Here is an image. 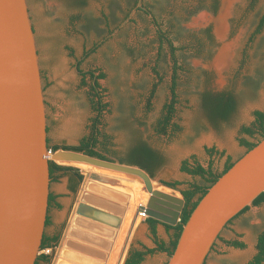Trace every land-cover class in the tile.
<instances>
[{"label":"rangeland","instance_id":"obj_1","mask_svg":"<svg viewBox=\"0 0 264 264\" xmlns=\"http://www.w3.org/2000/svg\"><path fill=\"white\" fill-rule=\"evenodd\" d=\"M27 1L40 57L50 147L78 146L91 136L98 117L89 96L92 81L88 77L87 85L83 86L77 69L79 63L84 72L105 75L99 81L107 108L98 126L101 133L98 151L112 162L124 161L128 165L132 150L147 145L163 160L153 181L165 192L182 198L179 190H186L191 184H206L202 178L181 171L185 160L195 157L205 168L212 162L213 171L221 173L229 157L236 162L245 154L240 139L258 142V136L249 137L241 130L254 124L255 111L264 112V28L256 35L264 15V0L255 6L252 0H216L217 12L201 9L193 14L190 13L192 0H144L143 5L180 48L179 103L173 121L180 130H170L167 136L159 135L156 125L170 100L172 61L168 47L160 44L152 18L138 9L131 15L137 8V0ZM221 15H227L224 33L218 31ZM155 67L163 80L149 110L147 99L153 85L158 83ZM208 93L234 95L237 108L228 120L210 118L204 106V96ZM212 148L217 154L210 156L207 149ZM57 164L78 168L84 178L77 192L71 190L74 179L71 174L51 182V192L58 199L49 209L51 224L46 233L60 235V242L50 249L49 264H55L58 258L70 215L84 191L87 181L84 171L96 174L102 184L113 183L114 189L130 195L125 246L136 215L134 207L148 201L141 181L81 164ZM162 182L181 185L179 190H173ZM147 219L136 223L126 254L130 244L140 250L142 245L155 248ZM239 220L241 217L227 229L237 226ZM227 229L221 233L207 264H247L257 253V232L246 231L244 238H240L246 242V248L235 251L225 243ZM157 232L159 239L169 245L174 231L158 225ZM168 260L166 253L157 252L146 256L141 264H166ZM119 261L120 256L111 264Z\"/></svg>","mask_w":264,"mask_h":264},{"label":"water","instance_id":"obj_2","mask_svg":"<svg viewBox=\"0 0 264 264\" xmlns=\"http://www.w3.org/2000/svg\"><path fill=\"white\" fill-rule=\"evenodd\" d=\"M143 2L138 0L131 15ZM50 161L85 164L142 181L150 196L139 206L129 238L140 213L170 226L181 221L183 197L155 188L145 170L76 151L49 149L47 106L28 1L0 0V264H36L49 215ZM89 176L107 195L117 193ZM263 193L264 139L209 188L167 264H204L228 223ZM96 208L99 211H90L107 217L104 209Z\"/></svg>","mask_w":264,"mask_h":264},{"label":"trees","instance_id":"obj_3","mask_svg":"<svg viewBox=\"0 0 264 264\" xmlns=\"http://www.w3.org/2000/svg\"><path fill=\"white\" fill-rule=\"evenodd\" d=\"M193 4L191 5L190 13L193 14L201 9H208L212 12H217L218 10V3L216 0H192ZM260 0H252V6H255ZM138 0L135 4L137 6ZM138 11H143L145 14L150 16L153 20V23L157 29L158 38L160 41L161 46L166 45L169 50L170 58L172 61V77H171V85H170V100L165 105L163 114L161 119L158 121L156 125V132L159 135L167 136L172 130V132H177L180 130L178 125L173 123L174 118L176 116V108L179 103L178 100V81H179V73L182 71V66L179 63L178 59V52L180 48H178L174 41L170 37V33L168 31H164L162 26L158 23L153 13L145 6ZM264 28V15L260 19L258 24V28L256 31V35L260 34ZM80 63L77 65L78 73L82 77L83 86L87 85L86 79L89 77L92 81L91 90L89 96L91 98V104L95 112L98 113V117L94 120L93 131L91 136L84 138L78 146L74 147H60V146H53L49 149L53 152L58 150H66V151H76L79 153H84L88 156L99 158L102 160L110 161L104 155H102L98 151V147H100V131L98 126L100 125V117L102 113L107 108V105L103 103V94L101 90V86L99 81L105 78L103 73L97 74V71H88L84 72L81 67ZM153 72L158 80L157 84H154L150 94L147 99L146 106L150 110L152 108L153 99L157 92L158 86L162 82L163 78L160 75L158 68L155 67ZM204 106L213 121H226L228 120L236 111L237 102L233 94L231 93H222V94H211L208 93L204 96ZM255 122L252 126L246 127L244 126L241 130L242 134L247 135L249 137H256L258 136V142H251L247 139H240V144L246 149V152L252 150L261 140L264 139V112L262 111H255L254 112ZM207 152L210 156L217 154L214 148L207 149ZM192 161V162H191ZM163 162L162 158L159 154L154 152L150 147L147 145H140L132 150L128 158V165L137 166L143 170H145L152 178L155 177L156 169L161 165ZM125 164L124 161L121 162ZM236 162L232 161V158L229 157L224 169L221 173H216L213 171L212 162L209 164L208 168H205L202 164L193 157L191 160H185L182 163L181 171L195 177H200L205 181V185L199 184H191L188 189L186 190H179L178 187L181 185L179 182H162L164 186L173 189L179 190L182 194L183 199L185 200V207L181 216V221L178 223L177 226H170L167 224H163L155 219L148 218L146 223L149 226V230L155 240V248H147L146 246L142 245V250L135 249L132 245L128 256L125 260V264H141L146 256L154 255L155 253H166L169 257L172 256L174 253L178 240L181 236L183 228L185 224L188 222L191 214L202 200V198L207 194L209 188L213 186L218 179L228 172ZM50 170H51V182L57 181L62 176L66 175H73L74 179L72 180L71 190L77 192V189L81 182L83 181V175L80 174V170L78 168H74L72 166H65L57 164L56 162L50 161ZM57 197L54 196L52 193L50 194V205L49 209L56 202ZM264 203V193L261 194L252 204V206L246 207L240 214H238L232 221L228 223L230 225L235 219L240 217L241 215L248 212L252 207H259ZM50 218L48 216L47 219V226L50 225ZM163 224L167 231H174V236L171 239L170 244L168 245L165 241L160 240L158 237L157 227L158 225ZM227 225V226H228ZM221 236V235H220ZM220 236L218 240L220 239ZM60 242V235L55 237H47L46 234L43 239V243L41 246V251L46 249H53L59 245ZM226 244L228 246L237 248V249H245L246 245L240 241H227ZM216 243L214 244V247ZM213 247V249H214ZM212 249V250H213ZM257 253L249 261L247 264H264V232H262L257 239ZM52 260V256L49 254H40L36 261V264L41 262L49 264ZM167 264V263H166ZM206 264V262L204 263Z\"/></svg>","mask_w":264,"mask_h":264},{"label":"bare ground","instance_id":"obj_4","mask_svg":"<svg viewBox=\"0 0 264 264\" xmlns=\"http://www.w3.org/2000/svg\"><path fill=\"white\" fill-rule=\"evenodd\" d=\"M226 16L227 15H221L219 18V32L224 33ZM81 165L88 166L85 164ZM84 172L87 175V181L84 184V191L79 199L75 214L73 215L64 240L62 241V247L59 251L56 264H60L59 259L62 257L65 260L64 264H108L110 254L113 251L123 220L125 221L127 219L125 214H127L130 205V195L114 189L115 187L113 188V183L106 182L104 185L107 184L109 187L112 186L110 188L117 191L115 194L107 195L101 191L100 188L91 183V177L89 175H94L97 183L101 182L98 181L99 179L97 175L90 171ZM102 183L104 182H101L100 184ZM153 184L155 188L162 190V188H160L155 182H153ZM143 185L144 184L141 181L142 189ZM148 194L149 193L146 192L147 198L150 196ZM127 196L129 197L127 198ZM145 204H138L136 208L134 207L135 213H137L140 205ZM96 207L104 209L107 217L90 211L93 208V210L99 211L96 210L98 209ZM120 213H123V215L121 216ZM108 216L112 218H109ZM142 218L143 217L139 214L136 223L141 221ZM116 220L121 222L120 226H118ZM111 263L112 262H110V264ZM118 264H120V262Z\"/></svg>","mask_w":264,"mask_h":264},{"label":"crops","instance_id":"obj_5","mask_svg":"<svg viewBox=\"0 0 264 264\" xmlns=\"http://www.w3.org/2000/svg\"><path fill=\"white\" fill-rule=\"evenodd\" d=\"M52 194L54 196H56L54 193H52ZM56 197L58 199V196H56ZM57 199H56L55 204L57 203ZM57 206H59V204ZM76 207L73 209V212L70 215L69 224H68L67 229H66L65 232H67V230H68V228L70 226V223H71V220L73 218V215L75 214ZM129 208L130 207H128V210H129ZM134 213H135V211L133 212V214ZM127 215L128 214H126L125 217H127ZM48 216L50 218V215H48ZM240 217H241V220H239V223H237V226H231L230 228L227 229V227L231 225L230 224V225H228L225 228V229H227L226 232L228 233L227 237L225 239V243L227 241H235V240L243 242L242 240H240V238H242V237L244 238V234H246V231H251V232H257L256 243H255V248H256L258 236L262 232H264V203L261 206H259V207H252L248 212H246L245 214L241 215ZM50 222H51V218H50ZM125 225H126V220L125 221L123 220L122 228L119 230V234H118L117 240L115 241V244H114V247H113V251L110 254L109 261H111L112 263H113V261L115 262L116 259L120 256V261L119 262H122V263L124 262V264H125V260H126V258L128 256L129 250L127 251V254H126V249H127V245L126 244H128L127 243V239H126L125 246L123 245L124 244L125 227H126ZM160 225L164 227L163 224H160ZM46 229H47V227H46ZM45 234H46L47 237H50V238L57 236V234H55V233H53L51 236H49L46 233V230H45ZM128 238H129V236H128ZM244 244H246L245 241H244ZM130 247H131V244H130ZM234 250L235 251H242L244 249L234 248ZM119 253H120V255H119ZM125 254H126V258H125ZM209 256H210V254H209ZM124 258H125V260H124ZM206 262H207V260H206ZM56 263H57V260L55 261V264ZM108 264H109V262H108Z\"/></svg>","mask_w":264,"mask_h":264},{"label":"built area","instance_id":"obj_6","mask_svg":"<svg viewBox=\"0 0 264 264\" xmlns=\"http://www.w3.org/2000/svg\"><path fill=\"white\" fill-rule=\"evenodd\" d=\"M140 215L143 217V219L147 218V215L145 213H140ZM43 252H46L48 254L50 252V249L43 250Z\"/></svg>","mask_w":264,"mask_h":264}]
</instances>
